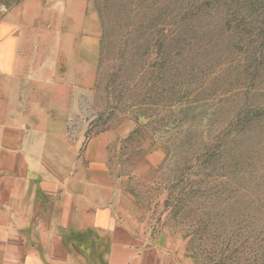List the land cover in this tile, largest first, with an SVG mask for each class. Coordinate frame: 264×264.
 Segmentation results:
<instances>
[{
	"label": "rangeland",
	"instance_id": "374dc122",
	"mask_svg": "<svg viewBox=\"0 0 264 264\" xmlns=\"http://www.w3.org/2000/svg\"><path fill=\"white\" fill-rule=\"evenodd\" d=\"M94 2L87 136L110 135L153 233L196 264H264V0Z\"/></svg>",
	"mask_w": 264,
	"mask_h": 264
},
{
	"label": "crops",
	"instance_id": "0c3cea01",
	"mask_svg": "<svg viewBox=\"0 0 264 264\" xmlns=\"http://www.w3.org/2000/svg\"><path fill=\"white\" fill-rule=\"evenodd\" d=\"M98 26L94 0H21L0 16V264H196L149 228L110 135L86 134Z\"/></svg>",
	"mask_w": 264,
	"mask_h": 264
},
{
	"label": "trees",
	"instance_id": "16d2710c",
	"mask_svg": "<svg viewBox=\"0 0 264 264\" xmlns=\"http://www.w3.org/2000/svg\"><path fill=\"white\" fill-rule=\"evenodd\" d=\"M21 0H0V4L5 5L7 9H11Z\"/></svg>",
	"mask_w": 264,
	"mask_h": 264
}]
</instances>
